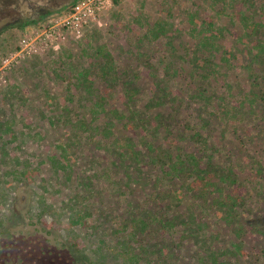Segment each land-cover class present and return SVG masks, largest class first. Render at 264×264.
<instances>
[{
	"label": "rangeland",
	"instance_id": "374dc122",
	"mask_svg": "<svg viewBox=\"0 0 264 264\" xmlns=\"http://www.w3.org/2000/svg\"><path fill=\"white\" fill-rule=\"evenodd\" d=\"M78 2L0 15V264H264V0Z\"/></svg>",
	"mask_w": 264,
	"mask_h": 264
},
{
	"label": "flooded vegetation",
	"instance_id": "af4514ba",
	"mask_svg": "<svg viewBox=\"0 0 264 264\" xmlns=\"http://www.w3.org/2000/svg\"><path fill=\"white\" fill-rule=\"evenodd\" d=\"M73 0H2L0 15L6 21L42 17L52 8L70 4Z\"/></svg>",
	"mask_w": 264,
	"mask_h": 264
},
{
	"label": "built area",
	"instance_id": "2783aa9c",
	"mask_svg": "<svg viewBox=\"0 0 264 264\" xmlns=\"http://www.w3.org/2000/svg\"><path fill=\"white\" fill-rule=\"evenodd\" d=\"M113 0H79L76 5L77 13H83L82 16H78V19H96L97 15L107 6L111 5ZM80 23V21H78Z\"/></svg>",
	"mask_w": 264,
	"mask_h": 264
},
{
	"label": "trees",
	"instance_id": "16d2710c",
	"mask_svg": "<svg viewBox=\"0 0 264 264\" xmlns=\"http://www.w3.org/2000/svg\"><path fill=\"white\" fill-rule=\"evenodd\" d=\"M133 148V147H132ZM133 150H134V148H133ZM198 177L197 178H202V180L204 181L207 177H202L203 175H200V174H198L197 175ZM239 195H233L232 196V198H236V199H239ZM232 208V207H231ZM230 213V212H229ZM229 213H228V215H229Z\"/></svg>",
	"mask_w": 264,
	"mask_h": 264
}]
</instances>
